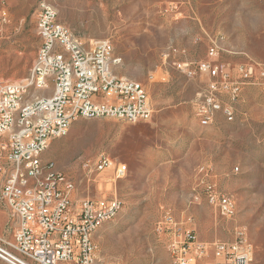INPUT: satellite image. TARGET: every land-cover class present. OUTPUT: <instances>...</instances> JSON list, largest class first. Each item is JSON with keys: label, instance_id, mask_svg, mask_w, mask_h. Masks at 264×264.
I'll use <instances>...</instances> for the list:
<instances>
[{"label": "rangeland", "instance_id": "1", "mask_svg": "<svg viewBox=\"0 0 264 264\" xmlns=\"http://www.w3.org/2000/svg\"><path fill=\"white\" fill-rule=\"evenodd\" d=\"M38 1L0 0L8 15L0 24V79L18 80L29 72L38 45ZM46 1L83 44L109 39L122 59L116 72L140 82L153 106L148 121L133 124L78 118L42 155L72 177L75 198L115 194L123 201L117 215L94 236L103 260L172 264L156 229L163 213L170 211L183 222L191 219L205 242L232 240L236 228L243 227L252 246L250 264H264L263 94L245 86L233 122L202 126L195 105L205 92L207 76H184L173 63L264 62V0ZM210 41L218 45L213 56L207 54ZM173 47L178 53L164 59ZM100 153L112 163H124L126 175L113 182L112 164L101 173L83 168L82 162H93ZM203 167L209 169L210 182L233 198V217L219 214L205 203V195L193 201L194 190L202 188ZM8 224L6 211L0 233L10 238ZM212 259L209 252L196 264ZM0 264L8 263L0 259Z\"/></svg>", "mask_w": 264, "mask_h": 264}, {"label": "built area", "instance_id": "2", "mask_svg": "<svg viewBox=\"0 0 264 264\" xmlns=\"http://www.w3.org/2000/svg\"><path fill=\"white\" fill-rule=\"evenodd\" d=\"M180 15V13H178ZM176 14V15H178ZM8 20L0 9V24ZM35 31L38 45L28 74L18 80L0 79V203L7 208L11 237L0 233V255L8 264H119L106 262L94 240L96 225L123 207L113 195L75 198V181L63 170L50 174L41 167L42 155L55 138L67 135L78 118H114L125 123L148 121L153 113L144 86L116 69L122 59L109 39L85 45L39 0ZM178 53L172 48L163 54ZM218 53L210 41L207 54ZM188 77L206 75L205 92L196 102L202 121L233 122L236 105L245 86L264 92V62L201 59L174 61ZM24 85H32V95L23 97ZM54 89L52 100L36 96V89ZM41 98V105H32ZM112 181L122 179L125 164L112 163L100 153L93 162L81 163L88 171L101 173L110 165ZM236 169V168H235ZM203 167L202 188L194 190L193 201L208 195L209 206L224 217H233V198L208 179ZM191 219L178 220L165 211L156 223L159 238L172 251V264H196L211 252L205 264H250L252 246L243 227L232 240H200Z\"/></svg>", "mask_w": 264, "mask_h": 264}, {"label": "bare ground", "instance_id": "3", "mask_svg": "<svg viewBox=\"0 0 264 264\" xmlns=\"http://www.w3.org/2000/svg\"><path fill=\"white\" fill-rule=\"evenodd\" d=\"M46 8H47L48 12H50V14L57 15L56 9L47 1H46ZM184 76H187V75H184ZM261 93L263 94V98H264V92H261ZM31 95H32V85H24L23 97H30ZM36 96L37 97H44L45 100H52L54 97V89L53 88L36 89ZM32 105H41V98H32ZM195 116L198 119L199 124L202 126H208L211 124H215V123H207L206 121H202V118L197 116V112H195ZM41 167H46V171H49L50 174H58L59 173V168L56 167L55 163L52 160H43V158H42ZM126 172H127V169L125 167V174H126ZM204 198L208 202V195H205ZM120 210H121V208L118 211H114L113 215L106 216L105 221H102L101 223L96 225V231L104 222L112 220ZM233 212H234V203H232V213ZM170 254H171V259H172V251H170ZM0 259L6 262V256L5 255H0Z\"/></svg>", "mask_w": 264, "mask_h": 264}, {"label": "crops", "instance_id": "4", "mask_svg": "<svg viewBox=\"0 0 264 264\" xmlns=\"http://www.w3.org/2000/svg\"><path fill=\"white\" fill-rule=\"evenodd\" d=\"M0 207H2V210H0V218H1V215L2 217L5 215L7 208L2 204H0Z\"/></svg>", "mask_w": 264, "mask_h": 264}]
</instances>
